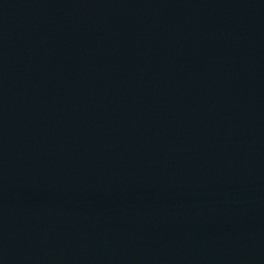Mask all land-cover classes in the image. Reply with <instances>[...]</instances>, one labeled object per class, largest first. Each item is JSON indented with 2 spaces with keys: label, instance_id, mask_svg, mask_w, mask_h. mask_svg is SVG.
I'll list each match as a JSON object with an SVG mask.
<instances>
[{
  "label": "water",
  "instance_id": "obj_1",
  "mask_svg": "<svg viewBox=\"0 0 264 264\" xmlns=\"http://www.w3.org/2000/svg\"><path fill=\"white\" fill-rule=\"evenodd\" d=\"M42 264H264V151L133 209Z\"/></svg>",
  "mask_w": 264,
  "mask_h": 264
}]
</instances>
